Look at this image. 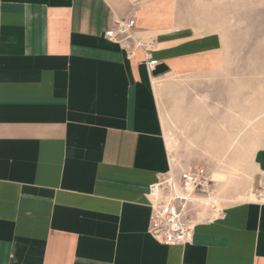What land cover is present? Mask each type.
I'll list each match as a JSON object with an SVG mask.
<instances>
[{
  "label": "crops",
  "instance_id": "crops-1",
  "mask_svg": "<svg viewBox=\"0 0 264 264\" xmlns=\"http://www.w3.org/2000/svg\"><path fill=\"white\" fill-rule=\"evenodd\" d=\"M129 14L154 40L151 72L104 37ZM223 63L177 26L175 0H0V264H264V133L249 194L212 193L232 202L221 218L181 245L147 232L148 184L178 169L156 77Z\"/></svg>",
  "mask_w": 264,
  "mask_h": 264
},
{
  "label": "rangeland",
  "instance_id": "rangeland-1",
  "mask_svg": "<svg viewBox=\"0 0 264 264\" xmlns=\"http://www.w3.org/2000/svg\"><path fill=\"white\" fill-rule=\"evenodd\" d=\"M175 4L177 26L224 58L215 74L156 77L163 131L173 140L177 170L186 165L203 169L216 195H248L256 176L252 145L264 133V0ZM235 165L239 171L228 174ZM229 175L225 187L216 186Z\"/></svg>",
  "mask_w": 264,
  "mask_h": 264
},
{
  "label": "built area",
  "instance_id": "built-area-1",
  "mask_svg": "<svg viewBox=\"0 0 264 264\" xmlns=\"http://www.w3.org/2000/svg\"><path fill=\"white\" fill-rule=\"evenodd\" d=\"M136 17L129 14L114 18L104 37L123 49L128 58L135 50L143 53V62L151 72L158 61L150 56L153 38L142 39L135 34ZM213 182L203 169L190 165L168 171L148 184L146 197L150 209L147 232L163 245H181L190 242L194 228L223 216V208L212 202L202 204L200 198L214 194ZM256 203L264 205V177L255 191Z\"/></svg>",
  "mask_w": 264,
  "mask_h": 264
},
{
  "label": "bare ground",
  "instance_id": "bare-ground-1",
  "mask_svg": "<svg viewBox=\"0 0 264 264\" xmlns=\"http://www.w3.org/2000/svg\"><path fill=\"white\" fill-rule=\"evenodd\" d=\"M211 181H212V180H211ZM200 201L202 202V204L212 202V203L215 204L216 206H217V203H218V201L212 196V194H211V196H210L209 198H207V199L204 198V197L200 198Z\"/></svg>",
  "mask_w": 264,
  "mask_h": 264
}]
</instances>
